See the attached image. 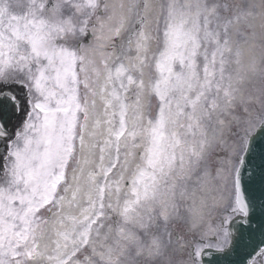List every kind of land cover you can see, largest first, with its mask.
Wrapping results in <instances>:
<instances>
[{"label":"snow or ice","instance_id":"6c2138e0","mask_svg":"<svg viewBox=\"0 0 264 264\" xmlns=\"http://www.w3.org/2000/svg\"><path fill=\"white\" fill-rule=\"evenodd\" d=\"M257 79L264 0H0V264H264Z\"/></svg>","mask_w":264,"mask_h":264},{"label":"clouds","instance_id":"9594fccd","mask_svg":"<svg viewBox=\"0 0 264 264\" xmlns=\"http://www.w3.org/2000/svg\"><path fill=\"white\" fill-rule=\"evenodd\" d=\"M247 87L249 89H252V88H264V83H261L258 79L257 80H253L251 82L248 83ZM264 102V101H262ZM155 264H165V261L163 258L161 259H158Z\"/></svg>","mask_w":264,"mask_h":264},{"label":"bare ground","instance_id":"6f19581e","mask_svg":"<svg viewBox=\"0 0 264 264\" xmlns=\"http://www.w3.org/2000/svg\"><path fill=\"white\" fill-rule=\"evenodd\" d=\"M237 2H240V0H237ZM256 2L258 3L259 0H256ZM176 221H173V223H175ZM168 232H170V230L168 229ZM173 244H175V237L173 236Z\"/></svg>","mask_w":264,"mask_h":264},{"label":"rangeland","instance_id":"374dc122","mask_svg":"<svg viewBox=\"0 0 264 264\" xmlns=\"http://www.w3.org/2000/svg\"><path fill=\"white\" fill-rule=\"evenodd\" d=\"M175 229V228H174ZM177 231V229H175ZM182 234V233H181Z\"/></svg>","mask_w":264,"mask_h":264}]
</instances>
